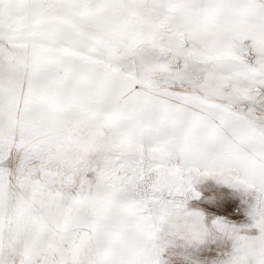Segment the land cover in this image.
<instances>
[{
    "label": "snow or ice",
    "instance_id": "obj_1",
    "mask_svg": "<svg viewBox=\"0 0 264 264\" xmlns=\"http://www.w3.org/2000/svg\"><path fill=\"white\" fill-rule=\"evenodd\" d=\"M254 111L264 0H0V264H162L209 230L264 264ZM205 176L251 192L254 235L185 210Z\"/></svg>",
    "mask_w": 264,
    "mask_h": 264
},
{
    "label": "rangeland",
    "instance_id": "obj_2",
    "mask_svg": "<svg viewBox=\"0 0 264 264\" xmlns=\"http://www.w3.org/2000/svg\"><path fill=\"white\" fill-rule=\"evenodd\" d=\"M192 189L198 195L189 193L184 198L185 210L200 212L206 226L221 219L241 234H255V230L249 228L248 212L253 203L251 192L231 187L212 176L197 178ZM166 239L160 253L162 264H223L232 248L231 240L211 230L199 242L188 243L180 237Z\"/></svg>",
    "mask_w": 264,
    "mask_h": 264
},
{
    "label": "clouds",
    "instance_id": "obj_3",
    "mask_svg": "<svg viewBox=\"0 0 264 264\" xmlns=\"http://www.w3.org/2000/svg\"><path fill=\"white\" fill-rule=\"evenodd\" d=\"M251 115L258 120H264V111H254L251 113ZM147 182V181H146ZM134 192L139 194L140 192L143 191V186L142 185H137L133 189Z\"/></svg>",
    "mask_w": 264,
    "mask_h": 264
}]
</instances>
